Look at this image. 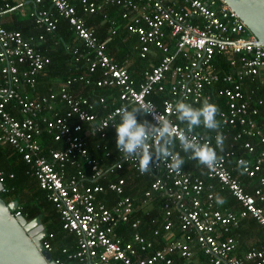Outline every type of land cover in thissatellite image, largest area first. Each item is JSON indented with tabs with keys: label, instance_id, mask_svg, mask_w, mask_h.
Instances as JSON below:
<instances>
[{
	"label": "built area",
	"instance_id": "1",
	"mask_svg": "<svg viewBox=\"0 0 264 264\" xmlns=\"http://www.w3.org/2000/svg\"><path fill=\"white\" fill-rule=\"evenodd\" d=\"M9 1L0 0V144L21 155L29 174L55 206L62 229L75 237L74 252L62 249L67 259L80 264H199L195 259L200 256L206 264H264V247L237 255L238 242L230 235L246 218L264 232V125L257 121L264 98L254 97L257 89L264 87V47L235 12L222 0H77L82 14H101L103 19L106 8H120L127 30L137 38L140 58L160 55L157 63L148 60L150 65L137 82L125 66L107 54L105 44L86 26L70 0H12L17 4L30 1L35 6L48 2L54 16L44 9L29 12L47 34L57 30L60 19L69 24L82 44L78 56L85 55L89 74L100 73L96 86L117 90L107 101L99 99V113L86 98H77L64 88L37 99L22 95L35 87L37 74L50 61L37 50L45 41L43 35L26 38L3 26ZM217 57L226 60L233 72L216 71L213 63ZM248 82L256 85L250 93L244 89ZM219 83L223 86L215 91ZM213 90L223 101L217 116L225 137L223 149L216 146V132L193 133L200 142L210 139L217 151L213 168L201 165L209 183L183 166L174 172L165 161L142 173L137 161L100 143L95 149L101 151L102 158L90 154L89 141L106 142L112 133L115 143L114 127L121 107L141 110L150 123H155L154 114L170 120L178 136L184 127L175 123L177 114L170 105L177 101L200 104L204 98L213 103ZM164 93L170 98L160 105L151 99ZM43 133L59 145L46 155L39 142ZM176 148L182 151L178 139ZM186 160H192L189 154ZM240 160L246 165L239 166ZM236 171L250 180L252 193L233 176ZM122 172L149 178L139 209L146 212L155 197L162 200L164 234L159 229L151 239L142 234V220L135 217L139 209L125 194ZM5 179L0 172L2 185ZM206 187L212 191L202 200ZM217 188L239 203L238 212L216 207L213 189ZM5 192L3 185L0 193ZM19 215V211L14 213ZM175 218L180 237L175 236ZM125 226L130 230L127 239L121 233ZM53 239V234H46L41 240L49 253Z\"/></svg>",
	"mask_w": 264,
	"mask_h": 264
},
{
	"label": "trees",
	"instance_id": "2",
	"mask_svg": "<svg viewBox=\"0 0 264 264\" xmlns=\"http://www.w3.org/2000/svg\"><path fill=\"white\" fill-rule=\"evenodd\" d=\"M70 2L76 6L78 15L83 18L86 26L93 31L94 35L100 42L105 44L107 54L112 57L118 65H127L126 68L128 69V72L131 74V76H133L137 82L140 81V74L143 75V72L148 69L150 63L148 59H141L138 55L136 49L138 46L137 38L127 30V24L121 19L120 16V8L115 6L108 9L106 8V19H103L101 14H82L78 9L77 0H70ZM9 3L10 9L7 10L3 16V26L8 30L21 32L26 38L33 37L37 39L40 35H43L45 41L39 43L37 50L43 55V57L48 58L50 61V63L47 64L44 69L37 74L35 87L33 89L25 90L22 95L26 96L28 99H37L64 88L68 93L74 95L77 98H86L88 101L94 104L96 111L98 110V112L101 113L99 99L104 98L107 101L110 98L109 96H116L117 90L98 88L96 86L95 83L100 78V73L97 71L93 74H89L85 55L83 54L78 56V54L82 53V44L75 36L69 24L65 20L60 19L57 25V30L54 33L47 34L43 29L36 26L34 18L29 16V12L33 10L44 9L51 11L54 16L55 12L48 2H43L41 5L36 6L30 1L17 4L10 0ZM27 7L29 9H26ZM112 22H114V25H112ZM112 29H115V34H112ZM75 49L79 52L76 55L74 54ZM159 57L160 55L157 54L155 57L152 56V62L157 63ZM129 58H131V60L128 64H126V60ZM213 66L214 69L216 71L218 70L221 74L233 72V69L227 65L226 60L220 57H217L213 63ZM141 68L142 70L143 68L146 69H144L143 72H140ZM86 81H89V83L87 84ZM222 86L223 85L221 83L216 84L214 90L217 91ZM255 86L256 85L252 82H248L247 86H244L245 92L248 91L250 93V91ZM214 90L212 92L213 103L218 106L220 111L223 108V101L222 99L216 98ZM254 97L264 98V87L257 89ZM167 98H170L169 93L160 95L158 94L151 97V99L157 105H160L161 101ZM200 104H195L193 106L199 107ZM260 111L261 112L257 117V121L259 124L264 125V109H261ZM12 113L13 115L17 116L15 110H12ZM141 119L146 121L144 117ZM174 121L180 126L184 128L186 127L184 123L178 120L177 116L175 117ZM194 133L211 135L212 131L200 127L195 129ZM39 142L41 145L42 154L45 155L48 153L49 149L59 147V145L54 144L44 133L39 138ZM96 143H100L101 145L104 144L113 152L116 150L112 133H110L106 142L99 140L89 141V152L97 159L102 158V154L101 151L95 149ZM175 150L185 160L183 168L186 171H190L192 176H198L202 178L206 184L210 182L206 179V172L204 168L197 161H188L186 160V153L183 151L179 152L176 147ZM0 172H2L6 177L3 183L6 192L0 193V197L5 201L6 204L15 205V208L12 209L13 213L19 211L27 221L39 218L41 224L45 228L46 233L54 235V239L52 240L53 251L51 252L53 260H59L62 262V264H80L78 260L67 259L66 255L62 253V249L64 248H66L70 253L76 250L75 237L71 233L62 229L60 217L55 206L47 200L46 193L39 188L35 178L29 174V169L24 163L21 155H19L9 145L0 144ZM121 175L125 178V194L134 200L135 206L139 209L140 205L142 204V195L149 187V178H136L134 174L130 172H122ZM9 176L12 177L9 178ZM233 176L241 182L245 188L244 190L247 193H252L253 189L250 188L249 179H247L241 172L238 171L234 172ZM210 191L206 187L205 193L202 195V200L205 199V194L209 193ZM213 192L215 193L216 197L215 205L218 209H228L234 212H238L240 210L239 203L227 191H220L217 188L213 189ZM220 198L224 199L225 202L223 204L218 203V199ZM162 203V200L159 198L156 199L155 197V199L151 202V207L149 210L143 212L141 209H139L138 213L135 215V217L142 220L143 227L141 232L149 239L152 238V233L155 229H159L161 234H164L162 231L163 213L160 210ZM174 226L175 236L180 237L181 234L178 231L177 218L174 219ZM257 227L258 226L253 220L246 218L242 220L240 228L231 231L230 235H233L240 244L242 238L245 236L244 234L247 232L244 230H250L251 233H254L256 232ZM121 231L120 232L122 233L123 238L127 239L130 233L129 227L125 226L121 229ZM257 232L258 233L255 234L256 238H258L256 243L249 245L247 249L252 247H264V232L262 229ZM237 250L235 254L239 255ZM201 259L203 263L206 264L202 257Z\"/></svg>",
	"mask_w": 264,
	"mask_h": 264
},
{
	"label": "clouds",
	"instance_id": "3",
	"mask_svg": "<svg viewBox=\"0 0 264 264\" xmlns=\"http://www.w3.org/2000/svg\"><path fill=\"white\" fill-rule=\"evenodd\" d=\"M170 107L174 108L178 120L186 125L178 136L176 126L166 118H158L153 113L155 123L138 122L137 115L142 114L141 110L137 108L129 110L127 106L118 109L119 123L114 127L117 151L124 153L126 158L137 161L142 173L151 171L150 165L152 168L159 167L161 161H165L166 166L172 171L178 172L185 163L175 151L178 139L181 150L189 154L190 159L209 169L213 168L218 161V155L216 149L211 147V140L200 142L193 133L200 127L216 132V146L223 149L225 137L219 131L221 124L217 119L220 114L218 106L204 98L199 107L184 101H177ZM246 163L244 160L238 161L239 166H245ZM224 202L223 198L218 199V203Z\"/></svg>",
	"mask_w": 264,
	"mask_h": 264
},
{
	"label": "water",
	"instance_id": "4",
	"mask_svg": "<svg viewBox=\"0 0 264 264\" xmlns=\"http://www.w3.org/2000/svg\"><path fill=\"white\" fill-rule=\"evenodd\" d=\"M222 1L264 47V0ZM2 188L0 183V191ZM14 208L0 197V264H56L42 247L47 233L39 218L27 221L22 215L14 216Z\"/></svg>",
	"mask_w": 264,
	"mask_h": 264
},
{
	"label": "crops",
	"instance_id": "5",
	"mask_svg": "<svg viewBox=\"0 0 264 264\" xmlns=\"http://www.w3.org/2000/svg\"><path fill=\"white\" fill-rule=\"evenodd\" d=\"M26 9H29V8L27 7ZM151 58H152V57L150 56L148 60L151 61V60H152ZM130 60H131V58H129L128 60H126V64H128ZM126 64H125V65H126ZM123 66H124V65H123ZM126 66H127V65H126ZM126 66H125V67H126ZM146 68H147V67H146ZM146 68H143V70L146 69ZM143 70H142V68H141V69H140V72H143ZM140 72H139V73H140ZM138 76H139V74H138ZM140 79L142 80V75H141V74H140ZM141 80H140V81H141ZM138 82H139V81H138ZM142 117H143V115H142V114H139V115L137 116V120L141 119ZM143 120H144V119H143ZM189 172H190V171H189ZM219 204H220V203H219ZM218 206H219V205H218ZM259 230H260L259 227H257V230H256V232H254V233H251L250 230H244V231H247V232L244 234L245 236L242 238L241 243L239 244V242H238L239 246H238L237 253H238L239 255H242V254L247 250V248L249 247V245H252V244H255V243H256V241H257L258 238H256L255 234L258 233L257 231H259ZM195 260H196V262H198L199 264H204L200 256H197Z\"/></svg>",
	"mask_w": 264,
	"mask_h": 264
}]
</instances>
